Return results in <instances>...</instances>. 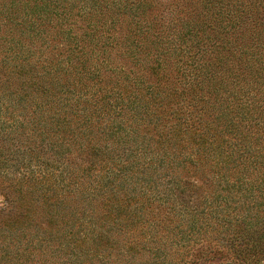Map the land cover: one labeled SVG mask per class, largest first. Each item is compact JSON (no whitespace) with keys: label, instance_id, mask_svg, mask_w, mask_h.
Wrapping results in <instances>:
<instances>
[{"label":"trees","instance_id":"1","mask_svg":"<svg viewBox=\"0 0 264 264\" xmlns=\"http://www.w3.org/2000/svg\"><path fill=\"white\" fill-rule=\"evenodd\" d=\"M229 1L234 5L203 2L205 17L214 21L210 27L224 34L220 52H228L211 60L202 54L206 23L179 19L163 37L146 19V0H0V47L7 55L2 68L23 92L0 93V131L12 127L26 148L12 178L17 195L5 204L23 194L24 200L36 199L43 206L34 211L45 214L49 228L28 233L30 244L22 249H32V258L19 264H57L61 255L65 264H124V249L158 251L153 238L159 224L149 207L137 206L153 195L144 190L145 200L139 191L162 185V176L166 185L177 188L184 181L185 189L196 188L193 179L174 174L181 168L200 174L213 204L198 210L176 195L169 211L186 225L202 220L203 227H213L203 220L209 218L223 228L227 219L231 228L230 216L237 221L241 212L250 219L264 214V135L241 134L233 122L238 118L264 131V103L260 108L253 95L264 93V49L243 43L249 5ZM55 39L64 48L58 52L51 45L56 51L41 55L39 63L31 47L47 49ZM121 59L132 67L119 66ZM241 79L247 90L241 87L244 93L237 95L233 89ZM8 83L0 87L6 90ZM36 147L48 153L40 156ZM72 147L85 148L101 163L86 175L72 169ZM154 199L162 207L167 197ZM192 228L186 226L187 232L202 226ZM12 237L0 230L5 247L20 249Z\"/></svg>","mask_w":264,"mask_h":264},{"label":"rangeland","instance_id":"2","mask_svg":"<svg viewBox=\"0 0 264 264\" xmlns=\"http://www.w3.org/2000/svg\"><path fill=\"white\" fill-rule=\"evenodd\" d=\"M146 1L150 4V6L146 9V19L150 21L155 28L160 30L162 36L164 35L168 37L173 30V28H171L172 24H170V22H178L179 19H181L182 22H204L206 24H204L203 27L206 29V31L205 36L202 37V39L205 41L203 44L204 51L202 52L203 58L206 59L209 57V59L212 60L214 59V56H218L220 58L221 55H228V52L226 51L220 52L219 41L221 38H223L224 34L221 33V31L216 32L210 27L214 24V21H212L211 17L210 19L205 17L206 13L202 8L204 0ZM214 1H216L219 5H225L228 1V7L234 5L233 1L229 0ZM260 1L264 4V0H243L245 4L243 6L245 9L248 8L246 4L249 5L250 16L245 18L244 23L241 24V31L244 36V39H242L243 43L251 49H256L262 52L264 49V45L262 43H264V41H259L257 38L258 34H260L261 37L264 36V9L261 8L259 4ZM19 15L23 16V12H19ZM124 26L126 27V25ZM63 27H66V25ZM54 30L55 29L51 31ZM208 37L209 39H207ZM58 42V39L52 40L50 41L52 44L49 43L47 49H45L43 45L40 46V51L36 50L38 45L31 47V50L35 51L33 57L39 59V63H41V55L45 54L46 57L51 53V51L53 54L54 51H56L50 48L51 45L57 46L56 49L58 52L64 48V46L58 47ZM255 45H257V47ZM233 54L234 57L237 55V60H240L238 57V52H234ZM4 56L3 47H0V85H3V83H8L6 82V77L10 80L8 83L9 86L6 90H4L2 86L0 87V93L6 95L7 90L11 89L14 94L19 93L23 95V92L20 91L21 88L17 81L13 80V77L7 76L5 74L6 72L2 68V61L5 59V57L7 58V55L5 57ZM229 58V62L235 61L233 57L230 56ZM122 60L127 61L125 59H121V61L118 63L119 66L121 65L127 70L132 67L130 64H125ZM134 70L137 74L140 71L137 67H135ZM237 73L247 75L246 73H241V70ZM230 79L233 84L235 80L232 78ZM236 81L235 89H233V91L237 95L243 94L244 89L241 87H246L247 90L244 80L241 79ZM229 87L230 86H228L227 89H229ZM253 95L257 101L256 105L260 103V108H262L264 101H259V99L264 98V93ZM228 96L230 98V95ZM5 98L9 99L7 97ZM223 98H226V96H223ZM223 107L225 106H222L221 108ZM8 110L9 109H6L5 107L1 108V111L3 112ZM234 115L237 116L238 114L235 112ZM255 115L256 114H254V116ZM4 120L7 123L9 122V118L5 117ZM233 122L236 124L237 131L241 134L251 136V131L253 133V137H261L264 135L263 129H256V126L251 123L242 122L238 118L233 119ZM150 131L151 129H149L148 135H150ZM0 135L3 138L2 140L0 138V230L4 228L10 231L12 235L17 237L16 239L15 237H12V241L14 242L15 240H20L21 242L20 249L12 248V244H10L9 248H7L2 244V237L0 238V264H12L14 258L16 257L18 258L17 264L20 262L25 263L26 261H30L32 258L29 255V251L32 249H25L26 251L22 249V247H25L23 245L24 242L30 244L29 240H31L32 235L29 236L28 233H35V226L40 231H49V228L45 214L42 213L39 215L34 211L35 208L38 212H41L42 210L40 207L43 206L42 203H37L36 199L31 198V200H24L23 196L25 194H23L21 196H17V201L5 204L6 198L13 199L15 195H17V191H15L14 187H12V178L14 177V169L20 159V156L26 151V148L23 145L24 143L20 141L21 137L19 138L18 133L12 127L6 125L5 129L0 131ZM4 139H6V141H3ZM72 148V152L67 154V157L70 159L69 161H71L74 165L72 169L77 170L79 168L80 173L83 172V174H85L87 169L97 168L98 163H101V159L93 157L85 148H82V151H80L77 147ZM35 149L40 151L38 153L40 156H42V153H48L43 151L45 148L42 150L41 148L36 147ZM27 154L28 151L26 155ZM39 161L37 160L36 162L40 163ZM174 174L179 177V179H193L192 182L194 183L193 185H196V188L189 186V188L185 189L183 187L184 181H182V183H180L179 187L177 188H175L176 186L174 185H166L167 178L162 176V185H157L155 187L152 185L150 190L145 187L140 189L139 194L145 200L146 197L142 196V192L144 190H148L153 195V197L147 201L140 200L137 206L143 207L144 209L149 207L151 210V215L154 217L153 221H157L159 224V228L156 229L157 235L154 236L153 239L156 241V244L160 243V249H158V251H155V249H132V247L129 249H124L126 254L124 264H264V214L261 212L260 215L257 216V219H255V217L250 219L245 217L243 212H241V215L237 218V221L233 220L236 217L232 218L233 216H230L231 220L229 222L231 223V228L228 227L227 219L224 220L225 223L224 227L222 228L221 226L215 224V220L211 221L209 218H203L206 224L207 221H210V225L214 226L203 227L204 222L199 220L196 221L195 226L192 228L189 222V225H186L185 221H182L179 215L169 211V207L174 203L176 197L185 195L186 199L188 197L187 204L193 205V207L198 210L208 211L211 209V205L213 204L210 202L211 200L207 196L208 190L205 188L204 183L199 181L200 174L198 172L192 168H190V170L188 169V171H183V168H181L174 172ZM57 191L59 192V190ZM160 196L167 197L165 204L161 205L162 207L157 206L159 203H161V201L154 199V197ZM53 199L54 197H51L49 202L53 201ZM6 205H9V207L6 208ZM29 207H31L33 210L30 209V211H28ZM199 224L202 226V228H199L200 232H187L186 226H188V229H195ZM16 229L17 231H14ZM248 233L249 236H251L250 238L252 241H247L246 234L248 235ZM23 234L24 236L22 237ZM156 244H154L155 247ZM113 249L117 248L113 247ZM248 254L251 255V258L249 261H246L245 259ZM26 255L28 260L24 259ZM63 258L64 256L61 255V257L57 259V261H59L57 264H65V260H63ZM6 260H8L9 263H5Z\"/></svg>","mask_w":264,"mask_h":264}]
</instances>
